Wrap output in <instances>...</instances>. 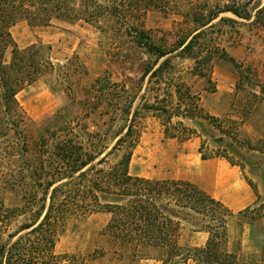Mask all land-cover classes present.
I'll return each mask as SVG.
<instances>
[{
	"label": "trees",
	"instance_id": "1",
	"mask_svg": "<svg viewBox=\"0 0 264 264\" xmlns=\"http://www.w3.org/2000/svg\"><path fill=\"white\" fill-rule=\"evenodd\" d=\"M152 10L182 14L193 28L176 34L169 42L156 43L141 25L128 21ZM224 12L250 18L246 5L238 1L0 0V158L13 161L19 157L24 162L4 184L11 190H23V204L9 208L0 201V240L11 219L26 213L32 217L0 242V264H84L79 256L54 254L57 232L70 217L97 212L110 216L104 228L108 241L127 249L134 259L150 258L156 264H248L227 247L231 211L221 202L187 180L154 179L129 172L140 138L135 123L144 111L158 119L165 137L179 142L199 138L201 159L222 157L234 165L228 156L204 150L201 134L184 124L185 120L214 121L216 117L203 112L199 96L179 79L180 70L173 62L177 57L192 60L191 73L207 78L208 83L215 57L234 62L225 50L212 49V41L205 39L206 32L199 30ZM22 20L31 26H49L55 20L89 24L101 21V29L116 36L126 29L124 32L136 39V46L154 57L152 63L140 64L139 82L146 80L149 96H139L138 91L130 93L108 76L96 79L92 87L101 91V104H112L111 93L119 101L118 111L110 115L123 121L119 130L110 132L107 127L101 134L90 133L64 118L57 128L46 129L48 136L56 139L53 145H49V137L42 135L37 162H26L27 115L17 94L52 74L56 66L50 46L31 44L21 48L16 44L10 28ZM255 22L264 23V5L257 9ZM116 23L121 25L117 27ZM9 48L10 58L6 60ZM66 68L64 74H68ZM138 96L139 103L132 109ZM109 107L106 115L110 114ZM186 227L193 232H207L205 244H180Z\"/></svg>",
	"mask_w": 264,
	"mask_h": 264
},
{
	"label": "rangeland",
	"instance_id": "2",
	"mask_svg": "<svg viewBox=\"0 0 264 264\" xmlns=\"http://www.w3.org/2000/svg\"><path fill=\"white\" fill-rule=\"evenodd\" d=\"M217 1L245 4L250 18L224 12L212 20V27L209 24L199 29L206 32V40L212 41V49H223L234 58V62L228 58L213 59L211 83L207 78L191 73L192 60L174 58L173 62L180 70L179 79L190 85L192 92L199 96L203 112L216 117L214 121L185 120L184 124L201 134L205 142L204 150L228 156L254 187L255 203L241 212H231L227 218V247L248 264H264V23L255 22L256 11L264 5V0ZM220 18H224L223 21ZM128 21L141 25L159 44L193 28V24L182 14L159 10ZM120 25L116 23L115 26ZM124 30L116 36V33L102 30L101 21L89 24L57 20L49 26H31L22 20L10 28L13 39L20 47L31 44L50 46V56L56 66L52 74L40 78L17 95L27 115L26 162H37L41 136L49 137L46 129L57 128L64 118L69 119L72 126L77 124L78 129L90 133L101 134V130L107 127L110 132L119 130L123 121L116 116L114 119L110 117L118 111L119 101L111 93L112 104H101V91L92 87L96 79L108 76L130 93L138 91L139 96L144 93L149 96V91L145 89L146 80L139 82L140 64L142 61L152 63L154 57L147 56L143 49L137 47L136 39L129 37ZM5 57L6 60L10 58V48ZM65 65L68 74L63 72ZM139 96L132 109L138 105ZM107 107L110 109L108 115L105 112ZM57 113L61 115L56 117ZM135 124L140 140L131 161V173L156 178L175 174V159L181 142L165 137L158 119L148 112H142ZM55 140L49 137V145H53ZM21 162L19 157L13 161L0 158V201L9 208L23 204V190L20 187L11 190L4 185L9 174L15 173L18 166L24 163ZM29 214L11 219L2 232L0 242L21 224L31 220ZM109 218L108 214L101 212L70 217L58 229L54 254L76 255L84 259V264H156L150 258L134 259L127 249L110 243L104 235ZM207 238V232L197 233L186 227L182 230L180 244L203 246Z\"/></svg>",
	"mask_w": 264,
	"mask_h": 264
},
{
	"label": "crops",
	"instance_id": "3",
	"mask_svg": "<svg viewBox=\"0 0 264 264\" xmlns=\"http://www.w3.org/2000/svg\"><path fill=\"white\" fill-rule=\"evenodd\" d=\"M199 144L200 140L197 137H192L181 142L175 159L177 170L175 174L167 178L142 177L187 180L205 191L215 200L221 202L231 212H241L252 206L257 196L240 169L236 165H231L222 157L201 159L200 153L198 152ZM133 156L134 152L132 158ZM130 167L131 162L129 166V172L131 173Z\"/></svg>",
	"mask_w": 264,
	"mask_h": 264
}]
</instances>
